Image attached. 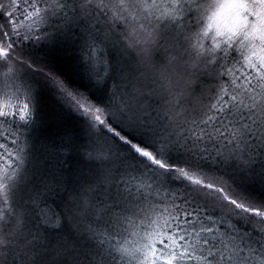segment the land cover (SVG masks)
Segmentation results:
<instances>
[{
    "label": "snow or ice",
    "instance_id": "1",
    "mask_svg": "<svg viewBox=\"0 0 264 264\" xmlns=\"http://www.w3.org/2000/svg\"><path fill=\"white\" fill-rule=\"evenodd\" d=\"M0 17V264H264V0H0ZM69 41L103 100L34 53ZM41 91L83 139L34 149Z\"/></svg>",
    "mask_w": 264,
    "mask_h": 264
},
{
    "label": "trees",
    "instance_id": "2",
    "mask_svg": "<svg viewBox=\"0 0 264 264\" xmlns=\"http://www.w3.org/2000/svg\"><path fill=\"white\" fill-rule=\"evenodd\" d=\"M0 23H6V20L0 17ZM26 23L27 21L24 24ZM21 31H23V25L21 26ZM72 39L74 40L75 37ZM100 51L101 48H97L94 51L97 70H101L104 67L99 55ZM34 53L50 62L49 67L64 77L72 86L87 90L92 98L97 101L103 100V90L95 87L94 83L88 77L84 64L80 60L81 53L78 44L69 41L57 45L52 51H41L37 48L34 50ZM104 53V62L108 64L113 63L114 54H109L106 49ZM33 119L35 120V124L31 129L30 135L34 149L38 153L46 146L60 145L69 137L77 141L83 139V129L76 115L66 110L55 95L48 91L40 92L38 106L36 112L33 113ZM12 130L15 131V128L13 127ZM25 131L27 132V130ZM12 139L14 137H8L9 141ZM72 167H76L75 161ZM55 198L59 202L60 197L57 196ZM49 214L51 215V213Z\"/></svg>",
    "mask_w": 264,
    "mask_h": 264
},
{
    "label": "rangeland",
    "instance_id": "3",
    "mask_svg": "<svg viewBox=\"0 0 264 264\" xmlns=\"http://www.w3.org/2000/svg\"><path fill=\"white\" fill-rule=\"evenodd\" d=\"M24 23H25V21H24ZM0 106H2V105H0ZM8 130H9V126L7 124L0 123V136H6ZM9 138H11V137H9ZM3 142H4L3 140H0V143H3ZM2 168H3V165L0 164V170H2Z\"/></svg>",
    "mask_w": 264,
    "mask_h": 264
},
{
    "label": "bare ground",
    "instance_id": "4",
    "mask_svg": "<svg viewBox=\"0 0 264 264\" xmlns=\"http://www.w3.org/2000/svg\"><path fill=\"white\" fill-rule=\"evenodd\" d=\"M55 200L57 201V198H55Z\"/></svg>",
    "mask_w": 264,
    "mask_h": 264
}]
</instances>
